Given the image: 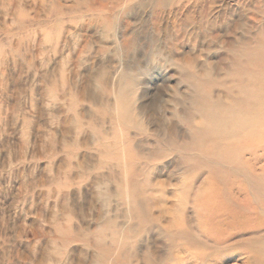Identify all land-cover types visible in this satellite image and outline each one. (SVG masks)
<instances>
[{"label":"rangeland","instance_id":"obj_1","mask_svg":"<svg viewBox=\"0 0 264 264\" xmlns=\"http://www.w3.org/2000/svg\"><path fill=\"white\" fill-rule=\"evenodd\" d=\"M263 118L264 0H0V264H264Z\"/></svg>","mask_w":264,"mask_h":264},{"label":"bare ground","instance_id":"obj_2","mask_svg":"<svg viewBox=\"0 0 264 264\" xmlns=\"http://www.w3.org/2000/svg\"><path fill=\"white\" fill-rule=\"evenodd\" d=\"M252 53H253V52H252ZM254 54H255V53H254ZM258 66H259V64H258ZM260 66H261V65H260ZM260 66H259V67H260ZM255 67H256V66H255ZM262 67H263V65H262ZM262 67H261V68H262ZM251 72H252V71H251ZM251 75H252V74H251ZM245 88H246V87H245ZM242 98H243V97H242ZM254 98H255V97H254ZM239 101H240V100H239ZM243 101H244V100H243ZM243 101H242V102H243ZM247 101H248V100H246V101H244V102H247ZM249 101L252 102V100H249ZM249 101H248V103H249ZM244 102H243V103H244ZM258 102H259V101H258ZM256 103H257V102L254 101V104H256ZM235 104H236V103H235ZM237 105H238V104H237ZM240 105H242V104H240ZM252 105H253V104H252ZM257 105H258V104H257ZM257 105H255V106H257ZM261 105H262V104H261ZM239 107H241V106H239ZM247 107H249V106H247ZM247 107L244 106V109L247 108ZM252 107H254V106H252ZM258 107H259V106H258ZM258 107H257V108H258ZM241 109H243V108L241 107ZM244 109H243V110H244ZM243 110H242L241 112H245V111H243ZM246 110H251V108L246 109ZM255 110H256V109H255ZM259 110H260V109H259ZM261 110H262V109H261ZM251 111H252V110H251ZM262 111H263V110H262ZM216 112H217V111H216ZM229 112H230V111H229ZM241 112H240V114H241ZM258 112H259V111H258ZM212 113H213V112H212ZM230 113H231V112H230ZM247 113L249 114L250 112H247ZM240 114H239V115H240ZM248 114H247V115H248ZM218 115H219V114H218ZM237 115H238V114H237ZM241 115H242V114H241ZM257 115H258V116H257ZM257 115H255V116H257V118H259L260 115H259V114H257ZM216 116H217V115H216ZM219 116H220V115H219ZM245 116H246V115H245ZM261 116H262V115H261ZM223 117H224V116H223ZM211 118H214V117H211ZM252 118H253V117H252ZM260 119H262V118H260ZM260 119H259V121H260ZM239 120H240V119H239ZM246 120H247V119H246ZM253 120H254V118H253ZM256 120H257V119H256ZM263 120H264V118H263ZM233 121H234V120H233ZM236 121H237V120H236ZM240 121H241V120H240ZM254 121H255V120H254ZM234 122H235V121H234ZM238 123H239V122H238ZM253 123H254V122H253ZM258 123H259V122H258ZM263 123H264V122H263ZM259 124H260V123H259ZM232 125H233V124H232ZM236 125H237V124H236ZM263 125H264V124H263ZM263 125H259V126H263ZM229 126H231V125L229 124L227 127L229 128ZM239 126H240V125H239ZM242 126H243V125H242ZM244 126H245V125H244ZM255 127H256V126H255ZM217 128H218V127H217ZM231 128H232V127H231ZM233 128H234V127H233ZM241 128H242V127H241ZM243 128H244V127H243ZM256 128H257V127H256ZM261 128H262V127H261ZM200 130H201V129H200ZM257 130H258V129H257ZM201 131H202V130H201ZM203 131H204V130H203ZM206 131H207V130H206ZM239 131H241V130H239ZM258 131L260 132L261 130H258ZM262 131H263V130H262ZM237 132H238V131H237ZM241 132L243 133V129H242ZM246 132H247V134H248V131H246ZM249 132H250V131H249ZM221 133H222V132H221ZM242 133H241V134H242ZM260 133H261V132H260ZM236 134H237V133H236ZM236 134H235V136H236ZM239 134H240V133H239ZM252 134H253V132H252ZM243 135H244V133H243ZM219 136H220V135H219ZM233 136H234V134H233ZM239 137H240V135H239ZM244 137H245V135H244ZM220 138H221V137H220ZM229 138H230V137H229ZM235 141H236V140H235ZM232 143H233V142H232ZM229 144H230V143H229ZM220 145H221V144H219L218 146H220ZM225 145H226V144H225ZM262 149H263V148H262ZM253 154H254V153H253ZM262 154H263V153H262ZM253 156H254V155H253ZM259 157H262V156L259 155ZM262 158H263V157H262ZM262 158H257V159H262ZM254 159H256V158H254ZM258 162H260V161L258 160ZM263 173H264V172H263ZM252 174H253V173H252ZM254 176H255V175H254ZM249 177H250V176H249ZM251 177H252V176H251ZM253 178H254V177H252V179H253ZM246 179H247V178H246ZM248 179H249V178H248ZM252 179L250 178L249 181L252 180ZM249 183H250V182H249ZM148 260H150V259H148ZM148 263H149V262H148ZM145 264H146V263H145Z\"/></svg>","mask_w":264,"mask_h":264}]
</instances>
